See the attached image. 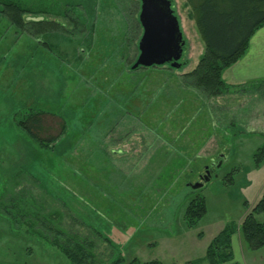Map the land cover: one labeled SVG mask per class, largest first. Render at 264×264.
<instances>
[{
    "label": "rangeland",
    "instance_id": "374dc122",
    "mask_svg": "<svg viewBox=\"0 0 264 264\" xmlns=\"http://www.w3.org/2000/svg\"><path fill=\"white\" fill-rule=\"evenodd\" d=\"M13 1L69 32L31 35L0 14V263L68 264L37 233L40 222L35 231L27 223L36 212H54L49 219L59 216L91 236L76 222L79 206L108 240L96 241L105 262L120 255L119 264L132 258L185 264L203 256L227 222L243 217L244 201L252 206L264 188V159H252L264 142V88L227 87L210 96L190 82L184 74L204 45L185 0H171L183 42L179 67L133 69L139 0ZM78 13L84 26L73 31L65 15ZM91 24L92 41L83 42ZM29 108L43 111L45 138L59 132V115L69 122L71 137L54 153L16 125ZM206 169L209 180L193 189ZM196 191L206 212L188 228L184 210ZM255 217L264 221V212ZM244 257L264 264V248Z\"/></svg>",
    "mask_w": 264,
    "mask_h": 264
},
{
    "label": "trees",
    "instance_id": "16d2710c",
    "mask_svg": "<svg viewBox=\"0 0 264 264\" xmlns=\"http://www.w3.org/2000/svg\"><path fill=\"white\" fill-rule=\"evenodd\" d=\"M185 3L192 11L195 28L204 45V52L195 67L184 75L190 77V82L195 87L198 86L204 90L207 95L222 94L228 89L222 79L223 70L244 54L251 35L257 28L264 25V0H185ZM88 9L89 7L85 8L86 11ZM90 10L91 8L88 11L89 14ZM31 12L33 11L28 7L22 6L16 1H1L0 14L20 30L31 35L42 32L46 36H58V34L63 35L69 32L67 28L54 20H45L41 16H30ZM65 17L71 22L73 31L84 26L79 20V13L73 17L66 14ZM138 26L140 27L137 17L133 20V27ZM92 32L93 25L91 24L83 42L91 43ZM40 41L41 43H39L44 48H49L46 41ZM58 117L60 118L59 132L55 136L47 138L40 135L45 133L43 111L41 110L29 108L15 117V123L37 143L39 148H46L54 153L63 141L65 142V139L71 137L68 132V130L70 131L69 122L61 115ZM74 130H80L83 133V128H79L78 125H73L72 131ZM252 159L255 164H259L264 159V142L253 152ZM232 175V171L226 175L229 183L233 181ZM198 191L191 194L185 206L184 218L188 228L195 227L206 212L205 198ZM244 206L247 210L238 223L227 222L210 240L203 256L186 260L185 264H237L233 260L231 247V237L237 232L250 250L262 248L264 246V221H258L255 215L264 212V188L259 199L252 206L249 207L247 201H244ZM79 207L82 210H76V214L82 221L77 220L76 222L87 225L91 229V236L81 234L70 225L64 224L59 216L49 219L48 216L53 217L54 212L47 215L34 213L35 218L28 221V227L35 231V225L40 222L43 231L37 233L46 239L49 245L55 247L58 253L65 257L68 264H119L122 261L120 255L108 262L97 255L96 241L100 239L103 242H108V240L91 224L93 220L90 216L91 212L84 206ZM19 208L16 206L17 210ZM127 264L163 263L159 259L141 261L132 258Z\"/></svg>",
    "mask_w": 264,
    "mask_h": 264
},
{
    "label": "water",
    "instance_id": "95a60500",
    "mask_svg": "<svg viewBox=\"0 0 264 264\" xmlns=\"http://www.w3.org/2000/svg\"><path fill=\"white\" fill-rule=\"evenodd\" d=\"M138 22L142 32L137 42L138 55L131 68L148 67L169 63L179 67L182 53V36L177 17L171 8L170 0H139ZM210 178L209 171L201 180L191 184L200 188Z\"/></svg>",
    "mask_w": 264,
    "mask_h": 264
},
{
    "label": "crops",
    "instance_id": "0c3cea01",
    "mask_svg": "<svg viewBox=\"0 0 264 264\" xmlns=\"http://www.w3.org/2000/svg\"><path fill=\"white\" fill-rule=\"evenodd\" d=\"M222 79L229 89L236 91L245 92L255 85L264 88V25L257 28L251 35L244 54L236 62L223 70ZM231 247L233 260L237 264H246L244 263V254L246 252L254 253L264 248L263 246L258 250H250L238 232L234 233L231 237ZM251 262H256V259L253 258Z\"/></svg>",
    "mask_w": 264,
    "mask_h": 264
},
{
    "label": "flooded vegetation",
    "instance_id": "af4514ba",
    "mask_svg": "<svg viewBox=\"0 0 264 264\" xmlns=\"http://www.w3.org/2000/svg\"><path fill=\"white\" fill-rule=\"evenodd\" d=\"M210 171V170H209ZM200 178H201V176H200Z\"/></svg>",
    "mask_w": 264,
    "mask_h": 264
}]
</instances>
